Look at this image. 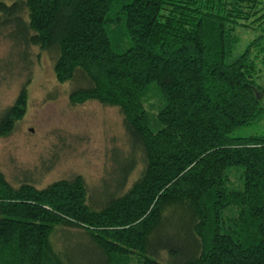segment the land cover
Wrapping results in <instances>:
<instances>
[{
  "label": "trees",
  "instance_id": "trees-1",
  "mask_svg": "<svg viewBox=\"0 0 264 264\" xmlns=\"http://www.w3.org/2000/svg\"><path fill=\"white\" fill-rule=\"evenodd\" d=\"M262 25L264 0H0L7 72L37 48L73 105L116 108L126 133L93 191L0 172V264H264V137L234 135L263 112L261 41L234 57L237 32Z\"/></svg>",
  "mask_w": 264,
  "mask_h": 264
},
{
  "label": "rangeland",
  "instance_id": "rangeland-1",
  "mask_svg": "<svg viewBox=\"0 0 264 264\" xmlns=\"http://www.w3.org/2000/svg\"><path fill=\"white\" fill-rule=\"evenodd\" d=\"M253 26V25H250ZM234 57L260 40L257 83L263 88L262 114L252 125L238 129L236 137H264V25L239 28ZM259 47L253 49L257 56ZM0 37V113L12 105L26 84V110L14 131L0 137V172L13 185L29 181L43 188L81 175L93 191L111 168L114 148L124 149L126 133L121 113L97 101L73 105L74 85L58 83L53 61L37 48L28 51V67L15 66L17 54ZM8 55V56H7ZM17 57V58H16Z\"/></svg>",
  "mask_w": 264,
  "mask_h": 264
}]
</instances>
